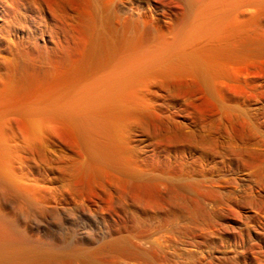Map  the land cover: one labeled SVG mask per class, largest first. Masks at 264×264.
Masks as SVG:
<instances>
[{
    "label": "bare ground",
    "instance_id": "1",
    "mask_svg": "<svg viewBox=\"0 0 264 264\" xmlns=\"http://www.w3.org/2000/svg\"><path fill=\"white\" fill-rule=\"evenodd\" d=\"M91 1L74 83L26 95L35 55L18 79L0 59V264H213L211 166L183 155L215 142L167 123L143 89L184 66L206 72L264 0H148L171 9L166 31L153 11Z\"/></svg>",
    "mask_w": 264,
    "mask_h": 264
},
{
    "label": "rangeland",
    "instance_id": "2",
    "mask_svg": "<svg viewBox=\"0 0 264 264\" xmlns=\"http://www.w3.org/2000/svg\"><path fill=\"white\" fill-rule=\"evenodd\" d=\"M91 2L0 0V17L5 19L0 21V59L19 63L15 79L23 68L29 73L35 69L30 80L34 84L20 76L25 81L23 93L29 83L40 95L53 92L87 73L82 63L90 46L82 28ZM95 2L100 5L103 0ZM114 6L120 14L133 17L138 8L153 11L155 28L161 31L175 19L169 7L148 0H114ZM245 10L239 39L231 38L227 53L208 60L206 72L184 66L165 82L143 89L153 111L167 123L215 142L211 155L200 146L187 148L183 155L186 162L198 158L200 166L205 162L211 166L213 264H264V1L250 3ZM28 53L35 55L34 67ZM26 208H22L24 216L35 213Z\"/></svg>",
    "mask_w": 264,
    "mask_h": 264
}]
</instances>
